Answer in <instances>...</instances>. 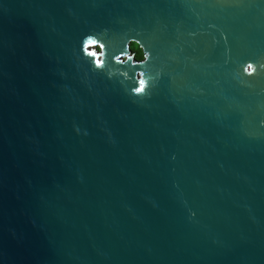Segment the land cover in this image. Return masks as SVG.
<instances>
[{
  "label": "water",
  "instance_id": "water-1",
  "mask_svg": "<svg viewBox=\"0 0 264 264\" xmlns=\"http://www.w3.org/2000/svg\"><path fill=\"white\" fill-rule=\"evenodd\" d=\"M209 22L264 59V0H0V264H264V76L241 88L223 41L187 37ZM90 32L142 42L150 97Z\"/></svg>",
  "mask_w": 264,
  "mask_h": 264
},
{
  "label": "clouds",
  "instance_id": "clouds-1",
  "mask_svg": "<svg viewBox=\"0 0 264 264\" xmlns=\"http://www.w3.org/2000/svg\"><path fill=\"white\" fill-rule=\"evenodd\" d=\"M253 6L258 9V5L253 4ZM192 11L195 12L198 19H202L201 13L195 9ZM213 30L219 32V36L213 34ZM202 34H211L213 43L216 45H219L221 41L224 42L225 63L235 65L231 74L232 81L241 88L254 89L256 87L255 81L264 76V59L249 58L243 61H233L231 48L228 46V33L213 22H209L207 27L201 26L195 30L186 31L187 37L192 42H196V38ZM132 45L140 49L139 56L133 51ZM82 53L91 60L98 70H103L108 63H112L114 67L109 70L108 77L111 79L114 75L118 76L124 92L133 100H143L150 97L157 86L155 83L157 76L150 73L147 68L152 53L139 40L130 38L123 45L122 50H114L110 53L105 40L90 32L82 39ZM109 57H111L110 60ZM261 124L264 125V120L261 121ZM74 128L78 134L81 133L82 130L78 125H74ZM83 134L87 135V131L84 130ZM192 216H195V212L192 213Z\"/></svg>",
  "mask_w": 264,
  "mask_h": 264
},
{
  "label": "trees",
  "instance_id": "trees-1",
  "mask_svg": "<svg viewBox=\"0 0 264 264\" xmlns=\"http://www.w3.org/2000/svg\"><path fill=\"white\" fill-rule=\"evenodd\" d=\"M136 49L138 50L137 53H138V56H139V55H140V49H139V48H136ZM136 49H135V50H136Z\"/></svg>",
  "mask_w": 264,
  "mask_h": 264
},
{
  "label": "rangeland",
  "instance_id": "rangeland-1",
  "mask_svg": "<svg viewBox=\"0 0 264 264\" xmlns=\"http://www.w3.org/2000/svg\"><path fill=\"white\" fill-rule=\"evenodd\" d=\"M132 47H133L134 51L138 52V50L135 48V46H134V45H132ZM135 49H136V50H135Z\"/></svg>",
  "mask_w": 264,
  "mask_h": 264
}]
</instances>
